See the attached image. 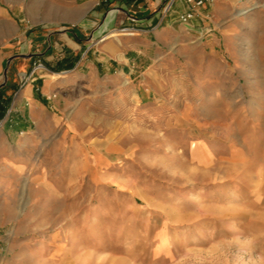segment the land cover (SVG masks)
<instances>
[{
    "label": "rangeland",
    "instance_id": "1",
    "mask_svg": "<svg viewBox=\"0 0 264 264\" xmlns=\"http://www.w3.org/2000/svg\"><path fill=\"white\" fill-rule=\"evenodd\" d=\"M31 1L0 0V50L29 47ZM253 1L263 6L243 14L235 7L219 26L206 22L212 31L201 24L152 48L161 53L156 86H128L125 77L123 86H64V104L52 105L56 93L41 96L38 115L24 85L48 71L42 57L34 56L17 86H5L1 71L7 257L17 264H264V4ZM103 36H83L82 55H97ZM38 63L44 68L31 74ZM4 152L15 156L12 168Z\"/></svg>",
    "mask_w": 264,
    "mask_h": 264
},
{
    "label": "crops",
    "instance_id": "2",
    "mask_svg": "<svg viewBox=\"0 0 264 264\" xmlns=\"http://www.w3.org/2000/svg\"><path fill=\"white\" fill-rule=\"evenodd\" d=\"M100 1L32 0L24 10L36 26L34 33L28 34L29 47L24 46L19 51L14 47L0 50V76L3 71L4 78H8L5 86H17L20 73L29 70L34 56L40 55L44 60L48 71L24 85V95L38 115L44 113L41 96L56 93L52 105H60L61 101L64 104V86H113L124 77L129 79L128 86H156L162 79L161 67L155 65L161 53L152 48L167 37H177L183 30L193 34L202 28L201 24L212 31L235 11V7L242 9L251 3V0H211L199 7L196 16L184 24L178 16L188 10L185 0H109L108 6ZM260 1L264 4V0ZM4 11L6 9L0 7L3 20L6 19ZM206 22L212 23L213 28ZM68 24H75L76 28L66 31L63 28ZM102 35L109 37L101 44L98 54L89 50L82 55L83 36ZM208 35L209 43L215 44V36ZM78 54L80 58L69 68ZM2 83L0 78V86ZM53 117L50 116V120ZM14 157L5 152L1 154L8 168L16 165ZM4 251L0 239V264H17Z\"/></svg>",
    "mask_w": 264,
    "mask_h": 264
},
{
    "label": "built area",
    "instance_id": "3",
    "mask_svg": "<svg viewBox=\"0 0 264 264\" xmlns=\"http://www.w3.org/2000/svg\"><path fill=\"white\" fill-rule=\"evenodd\" d=\"M185 1L188 5V10L179 14L178 20L181 23L187 24L190 19H192L194 16H196L197 9L201 6H203L204 4H206L207 2H210L211 0H185ZM244 10L245 9L243 8L242 11H244ZM43 68H44L43 64L38 63L33 67L31 74H33L36 71L41 70Z\"/></svg>",
    "mask_w": 264,
    "mask_h": 264
},
{
    "label": "bare ground",
    "instance_id": "4",
    "mask_svg": "<svg viewBox=\"0 0 264 264\" xmlns=\"http://www.w3.org/2000/svg\"><path fill=\"white\" fill-rule=\"evenodd\" d=\"M251 2V1H250ZM259 6H263L262 4L258 3V2H251L249 6H247V8L244 11H239L238 14H243L246 13L248 10H250L251 8H255V7H259Z\"/></svg>",
    "mask_w": 264,
    "mask_h": 264
}]
</instances>
